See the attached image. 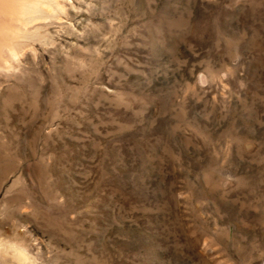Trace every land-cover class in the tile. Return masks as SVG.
<instances>
[{"label": "rangeland", "instance_id": "1", "mask_svg": "<svg viewBox=\"0 0 264 264\" xmlns=\"http://www.w3.org/2000/svg\"><path fill=\"white\" fill-rule=\"evenodd\" d=\"M0 264H264V0H0Z\"/></svg>", "mask_w": 264, "mask_h": 264}]
</instances>
